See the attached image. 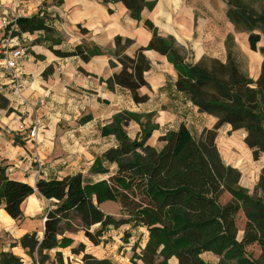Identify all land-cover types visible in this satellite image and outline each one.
I'll return each mask as SVG.
<instances>
[{"label": "crops", "instance_id": "0c3cea01", "mask_svg": "<svg viewBox=\"0 0 264 264\" xmlns=\"http://www.w3.org/2000/svg\"><path fill=\"white\" fill-rule=\"evenodd\" d=\"M146 1H155V6L151 10L143 9L142 21L138 22L131 18L121 3L105 5L101 0H0V16L31 17L40 10L48 18L51 29L49 33L36 32L18 37L24 48L17 66L22 85L20 91L14 90L10 74H0V95L8 102L6 109H0V170L9 180L26 183L34 189V193L21 205L20 220L8 216L0 205V253L14 255L19 258L20 264H40L37 253L28 255L19 245V240L35 233L40 242L45 216L53 206L52 201L36 191V182L39 179L60 180L77 174L85 182L106 180L110 173L92 174L90 169L97 158L117 147L112 135L101 134L102 127L110 124L114 115L123 111L151 114L150 124L156 128L146 145L155 149L162 147L158 141L160 137L169 131H176L181 125L198 140L217 122L215 117L201 113L185 94L177 90L179 73L172 56L161 55L154 50H143L150 68L144 73L146 86L139 88L137 93L147 97L145 102L136 104L124 88L115 86L108 89L106 81L121 71L115 55L116 38L130 41L122 55L134 58L139 50L146 49L152 39L151 32L143 25V21L148 20L160 37L173 40L183 63L193 66L209 59L224 64L228 56L226 40L231 37L232 58L242 64L241 70L248 78L253 81L259 78L263 58L258 50L254 52L250 49L248 34L235 30L227 17L225 1ZM82 29L85 34L80 31ZM81 44L100 49L101 55L83 62L78 57L60 58L53 52H71ZM141 122L144 124L145 120L141 119ZM21 124L27 131L19 130ZM32 126L37 127L35 139L28 137V128ZM125 132L130 140L139 138L140 125L130 122ZM245 137L244 130L233 131L230 125H223L217 130L214 142L224 165L240 173L239 186L251 195L264 168V154L254 161L251 150L244 142ZM109 169L111 172L115 165L109 166ZM107 203L114 202H103L99 208L102 210ZM97 228L98 225L92 226L90 232ZM110 230L112 228L106 233ZM81 232L84 235L80 227ZM105 234L99 245L91 243L95 249L92 250L84 241L87 239L85 235L84 238L65 231L57 238L65 237L71 240V244L43 251L41 264H81L78 259L84 253L72 254V249L80 244L98 259H108ZM57 253L61 255V262L56 257ZM210 255L203 253L200 257L205 260ZM137 264L144 263L137 259ZM166 264H178V261L172 257Z\"/></svg>", "mask_w": 264, "mask_h": 264}, {"label": "trees", "instance_id": "16d2710c", "mask_svg": "<svg viewBox=\"0 0 264 264\" xmlns=\"http://www.w3.org/2000/svg\"><path fill=\"white\" fill-rule=\"evenodd\" d=\"M228 6L227 17L236 31L248 34L249 47L258 50L260 35L264 32V0H223ZM105 5L121 3L135 21H142L141 12L153 9L155 1L101 0ZM257 4L255 9L251 5ZM111 13V10L108 9ZM38 10L31 17L17 18L14 36L49 33L48 18ZM144 27L152 34L146 49L139 50L134 58L122 55L129 40L115 39L116 60L121 71L106 81L108 89L121 87L128 90L133 101L143 103L139 88L146 86L144 73L150 66L143 50H154L170 55L179 73L176 88L201 113L217 119L212 130L204 131L197 140L184 125L169 131L158 139L160 149L146 145L156 126L150 124L151 114L138 115L123 111L112 117L110 124L102 127V136L112 135L117 147L107 150L92 165V174L109 176L96 183L85 182L80 174L60 180L39 179L36 191L53 206L44 220L43 238L39 242L35 233L25 235L19 245L32 256L37 253L39 263L44 260L43 251L65 248L71 240L58 236L72 231V219H77L84 235L94 246L109 229L128 225L144 228L148 239L138 260L144 264H166L175 257L178 264H207L200 256L212 253L218 257L217 264H263L264 260V168L250 195L239 186L240 173L224 165L215 145L217 130L230 125L232 130L246 132L245 144L257 161L264 154V64L256 81L248 78L232 58V38L226 40V62L203 60L196 65H186L173 45L171 38L158 35L148 20ZM83 34L85 30H80ZM123 42V43H122ZM122 44V45H121ZM263 52V50H260ZM57 57H78L83 62L101 55L94 46L77 45L71 52L53 51ZM113 66V63H110ZM8 102L0 95V109ZM141 119L145 120L143 124ZM130 122L140 125V137L130 140L125 128ZM115 165L110 172L109 166ZM34 193L26 183L9 180L0 170V205L14 220L22 217L21 205ZM227 194L228 201L221 203ZM114 202L119 206V218L104 213L99 205ZM242 212L245 222L241 239L237 236L238 214ZM98 225L94 232L92 226ZM258 245L262 255L256 259L246 255V248ZM84 252V246L72 249V254ZM56 257L61 262L60 253ZM160 260V261H158ZM82 264H113L108 259H96L83 254ZM0 264H20L19 258L10 253H0Z\"/></svg>", "mask_w": 264, "mask_h": 264}, {"label": "rangeland", "instance_id": "374dc122", "mask_svg": "<svg viewBox=\"0 0 264 264\" xmlns=\"http://www.w3.org/2000/svg\"><path fill=\"white\" fill-rule=\"evenodd\" d=\"M251 7L255 9H259L260 7L257 4L251 5ZM10 18V17H9ZM255 33H258L260 35V41L257 44L258 53L262 56L263 62L261 64V68L264 64V32H261L259 30H256ZM260 50H263L261 52ZM238 65L240 64L237 63ZM242 65V64H241ZM239 65V68H241ZM261 74V69H260ZM229 196L225 194L220 202L225 203L228 201ZM102 210L106 214H110L115 216L116 218L119 216V206L115 203H107L102 206ZM119 218V217H118ZM245 219L240 212L237 217V226L239 228L238 233V240L241 239L242 236V229L244 225ZM72 223L74 227L72 228V234H76V236L81 235L84 237L83 233H80V223L77 219H72ZM128 228V229H127ZM96 229H93L92 232H94ZM106 238V244L107 248L105 249V254H107V258L113 263V264H137L138 256L141 254L142 246L144 245L146 239H147V233L144 228H136V229H130L127 226H120L116 229L110 230L108 233L104 236ZM85 238V237H84ZM86 244L90 246L92 250H95L92 246V244L87 240L84 239ZM137 243V244H136ZM246 255L247 257L251 258V260H256L262 255V251L260 247L256 244L251 245L247 247L246 249ZM83 252L84 254L91 255L92 257L98 259L97 257L93 256L92 254H89L86 252V249ZM212 254V253H208ZM83 255H81L80 259H78L81 262V258ZM75 258V256H73ZM126 259V260H125ZM207 264H217L218 263V257L215 255H210V258H206ZM204 260V261H205ZM264 262V260H263ZM82 264V262H81ZM264 264V263H263Z\"/></svg>", "mask_w": 264, "mask_h": 264}, {"label": "built area", "instance_id": "2783aa9c", "mask_svg": "<svg viewBox=\"0 0 264 264\" xmlns=\"http://www.w3.org/2000/svg\"><path fill=\"white\" fill-rule=\"evenodd\" d=\"M17 18L18 17L13 14L9 16H0V74H10L14 90L20 91L22 85L17 72V66L23 55L24 48L19 43V36L13 35L14 31L17 29ZM19 130H26L24 124L19 126ZM36 136L37 127L32 126L28 128V137L30 139H35Z\"/></svg>", "mask_w": 264, "mask_h": 264}]
</instances>
